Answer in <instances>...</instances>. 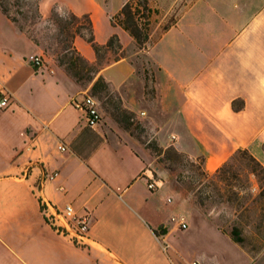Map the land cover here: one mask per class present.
Returning a JSON list of instances; mask_svg holds the SVG:
<instances>
[{
    "label": "crops",
    "instance_id": "crops-1",
    "mask_svg": "<svg viewBox=\"0 0 264 264\" xmlns=\"http://www.w3.org/2000/svg\"><path fill=\"white\" fill-rule=\"evenodd\" d=\"M130 1L40 0L39 13L45 18L58 8L87 15L99 44L116 34L125 50L136 42L113 20ZM147 1L150 65L142 57L133 61L139 50L98 77L116 91L125 113L155 131L158 143L163 129H174L181 150L201 156L208 175L239 149L264 167V0ZM73 45L87 61L96 60L83 38ZM33 55V43L0 9V91L13 98L0 113V176L9 177L1 181L8 191L0 203V264H182L169 241L171 230L182 232L169 220L177 209L166 199L157 203L158 181L148 189L146 143L131 124L101 111V123L88 126L74 106L83 97L76 82L48 67L37 71ZM44 205L92 214L81 245L46 221ZM162 226L167 234L156 236ZM187 231L185 239L195 232L211 248L192 260L264 264V243L243 246L211 219L194 218Z\"/></svg>",
    "mask_w": 264,
    "mask_h": 264
},
{
    "label": "rangeland",
    "instance_id": "rangeland-1",
    "mask_svg": "<svg viewBox=\"0 0 264 264\" xmlns=\"http://www.w3.org/2000/svg\"><path fill=\"white\" fill-rule=\"evenodd\" d=\"M38 3L39 0H7L11 16H15L19 22L15 24L33 43L35 53L43 56L47 70L54 75L60 71L68 74L80 88L81 95L88 93L100 102V111L104 118L112 121L118 118L127 128L131 124L133 126L131 131L136 133L141 142L146 143L145 148L148 151L146 170L152 172L153 180L158 181L162 188L158 193L157 203L162 204L163 200L171 198L173 204L169 206L177 209L176 214L185 216L189 225L194 218H208L212 220L213 226L225 234L237 228L243 246L262 247L264 179H259L251 173L246 159H242L241 156L230 159L217 174L208 175L204 170L201 156L191 158L181 150L178 140L171 139L172 135H177L174 129L161 131V145L152 138L155 136L153 129H146L132 118V115L125 113L122 101L110 86L104 89L100 85L98 92H94L92 86L100 71L114 64L115 59L120 55L132 56L141 50L131 58L137 64L141 63L139 60L145 58L143 59L145 65H150L145 52L148 42L141 49L136 44L123 51L121 49L120 52L116 48L102 51L94 62L86 60L87 67L79 65L75 71L73 70L74 77L66 71L65 66H59V62H64L66 65L69 63L59 49L73 43V28L77 24L84 25L85 22L75 21L71 13L58 8H54L50 16L43 18L39 13ZM141 16L138 15L137 18L140 25L150 22V18ZM171 19H174V16ZM75 59L76 55H73V60ZM94 71L95 73H91ZM97 71L99 73L96 74ZM147 78L151 77L148 75ZM0 162L2 164V161ZM6 178L9 177L0 176V203L8 191V186L1 183ZM10 180L14 184L19 183L15 176ZM48 212V206H42V213L48 222L62 229L66 236L72 235L75 243L81 245L78 241L84 239L75 237L71 231L55 224L56 222L47 217ZM187 232L171 230L172 235L169 238L170 243L176 247L175 253L180 256L182 264L190 263L194 253L206 254L210 253L211 249L195 232L188 234L185 239Z\"/></svg>",
    "mask_w": 264,
    "mask_h": 264
},
{
    "label": "trees",
    "instance_id": "trees-1",
    "mask_svg": "<svg viewBox=\"0 0 264 264\" xmlns=\"http://www.w3.org/2000/svg\"><path fill=\"white\" fill-rule=\"evenodd\" d=\"M134 2L136 3L135 5L133 4ZM0 9L14 23H19L15 16H11L9 6L7 4V0H0ZM38 9H39V3H38ZM152 12L153 11L148 6L147 0H132L123 6L120 13L114 18L113 25H116V24L120 25L126 32H128L134 38L137 46L141 49L149 40L148 26L150 25V22L148 21L142 26L140 25L137 18H138V15L139 16L142 15L141 17L150 18L152 15ZM71 15L75 21L83 20L85 22L84 25L77 24L73 28L74 30L72 33L73 40L77 36L83 38L87 43L90 44V46L92 47V49L94 50L96 54V57H98L102 51H110L114 48L119 50V52L121 51L122 46L120 44L119 37L116 34L111 36L106 44H103V45L99 44L95 39L93 23L90 17L87 15H84L81 17H78L74 14H71ZM59 50L62 51L64 58L69 60V63L67 65L64 62H59V66L60 67L65 66L66 71L72 76L75 77V74H73V72L79 65L83 67L88 66V62L86 61L85 58H83L80 55V53L74 47L73 43L67 44L64 47H61ZM73 55H76L75 60H73ZM124 57H126L125 54L120 55L119 58L115 59V62L119 61L121 58H124ZM91 73H95V71ZM97 73H99V71H97L96 74ZM100 85H102L104 89L107 88L108 86V84L104 81L102 77H98L97 80L94 82L92 86L94 92L96 93L98 92ZM239 156H241L242 159L247 160L251 173L254 176H256L259 179L260 178L264 179V167L247 150H244V149L237 150L230 159H235ZM227 164L228 163H225L224 166H226ZM46 221L48 222L47 218H46ZM54 228L58 230L59 232L63 231L60 228H56V227ZM231 232L234 235V237H236L237 241H241L238 236L237 228H233ZM154 234L156 236L165 235L167 234V230L164 229L162 226L160 230H154Z\"/></svg>",
    "mask_w": 264,
    "mask_h": 264
},
{
    "label": "built area",
    "instance_id": "built-area-1",
    "mask_svg": "<svg viewBox=\"0 0 264 264\" xmlns=\"http://www.w3.org/2000/svg\"><path fill=\"white\" fill-rule=\"evenodd\" d=\"M32 66L37 71H43L46 69V63L42 55H33L30 58ZM12 95L6 91H0V111L6 110L12 103ZM74 106L84 113L86 123L90 127H95L99 125L102 121V116L100 113V102L92 95L84 93L81 100L74 101ZM171 139L176 140V136L172 135ZM60 151H66L67 148L64 144H60ZM57 174H52L48 176V180L53 181ZM158 187V183L152 179L148 183V189L154 191ZM173 201L171 198L166 199V204H171ZM52 212L50 220L54 222H59L60 225L80 239H84L86 233L89 230V226L92 222V214L90 212L85 213L83 216H78L73 207L67 205L64 209H53L49 208ZM170 222L175 224V226L182 232H186L189 229V223L185 216L172 214L169 218ZM189 264H203L198 260H192Z\"/></svg>",
    "mask_w": 264,
    "mask_h": 264
}]
</instances>
